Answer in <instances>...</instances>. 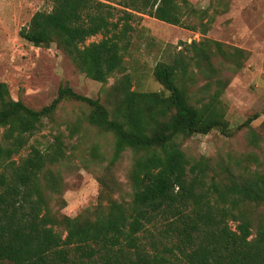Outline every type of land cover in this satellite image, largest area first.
<instances>
[{
    "label": "trees",
    "instance_id": "obj_1",
    "mask_svg": "<svg viewBox=\"0 0 264 264\" xmlns=\"http://www.w3.org/2000/svg\"><path fill=\"white\" fill-rule=\"evenodd\" d=\"M45 2L50 9L34 12L19 35L36 46L56 42L79 70L100 80L116 68L125 70L118 42L128 38L130 21L138 14L179 25L183 10L191 11L188 0ZM100 31L105 38L81 48ZM183 44L154 65L162 90L133 89L125 72L101 90L110 106L65 83L49 104L35 109L12 98L0 81V261L264 264V213L257 211L260 205L264 208V173L234 172L211 156L189 158L179 140L212 129L230 134L218 110L219 98L230 80L226 72L239 71L246 53L208 38ZM200 77L205 82L196 89ZM65 100L87 105V123L111 134L109 165L125 150L132 151L129 201L109 198L87 210L91 213L75 216L52 210V195L63 185L52 169L66 157L63 132L53 134L44 148L29 145L28 154L15 159L43 119L52 118ZM80 128V120L68 123V136ZM87 154L95 161L104 157L98 143Z\"/></svg>",
    "mask_w": 264,
    "mask_h": 264
},
{
    "label": "rangeland",
    "instance_id": "obj_2",
    "mask_svg": "<svg viewBox=\"0 0 264 264\" xmlns=\"http://www.w3.org/2000/svg\"><path fill=\"white\" fill-rule=\"evenodd\" d=\"M188 3L191 11L183 10L179 25L146 14L132 19V30L127 35L129 43L127 39L118 42L125 70L119 73L116 68L106 74V80H100L79 70L56 42L36 46L19 35L34 12L50 9L45 0H0V81L7 84L12 98L35 109L49 104L59 86L65 83L80 94L100 97L110 106L101 90L112 86L125 72L131 75L133 89L162 90L153 75L154 65L169 59L185 42L208 38L240 47L246 53L243 67L236 73L226 72L230 80L218 104L230 134L212 129L179 140L189 158L211 156L217 164L227 163L234 172L250 169L264 173V0H188ZM104 36L103 31L89 36L81 48L100 42ZM202 77L196 89L204 84ZM87 112L84 103L62 101L52 118L43 119L40 128L29 137L27 146L15 156L20 161L28 154L29 145L44 148L53 134H65L66 157L52 167L63 185L52 195L50 205L53 211L69 216L87 213L109 198L129 201L132 194L129 179L132 151L125 150L109 165L113 138L91 127L85 120ZM251 116L254 119L245 125ZM75 120L81 122L80 131L69 137L67 125ZM2 132L0 128V141ZM93 143H98L104 154L100 161L92 160L87 154ZM257 211L264 213L263 205ZM0 264L11 263L4 260Z\"/></svg>",
    "mask_w": 264,
    "mask_h": 264
}]
</instances>
